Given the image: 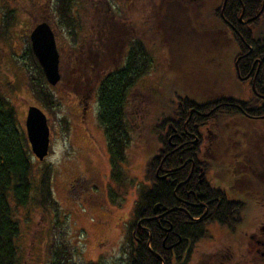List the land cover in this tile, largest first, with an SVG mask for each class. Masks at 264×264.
<instances>
[{
    "label": "rangeland",
    "instance_id": "obj_1",
    "mask_svg": "<svg viewBox=\"0 0 264 264\" xmlns=\"http://www.w3.org/2000/svg\"><path fill=\"white\" fill-rule=\"evenodd\" d=\"M103 1L100 0V12H98L99 9H95L91 17H85L88 30L91 28L95 32L100 30V34L95 33L86 49L88 55L86 60L88 61L90 57L91 67L100 63V76L102 70H109L113 66L112 59H103L102 49L111 47L105 44L110 43L113 46L115 41L113 38L117 31L116 29L112 32V38H104L105 25L112 27L114 24L112 17L106 18L103 14L104 9H107V3L115 7L124 6L130 12L129 15H132L131 11H136L137 8L143 11L146 8V0H139V6L138 3L133 5L135 0H105L107 3ZM152 1L156 5V10H159L157 17L155 16L158 25L154 28L162 34L154 41L155 47L152 43L153 49L148 52L152 62L145 70L146 78L140 80L136 88L132 90L140 110L138 113L131 110L128 115L132 118V127L130 126L132 140L126 151L127 161L124 164L127 174L125 189L128 190V194L122 198L113 195V190L117 187L110 179L111 163L106 147L107 137L98 120L99 109L96 97L98 76L92 74L89 79V74L87 75L82 68L78 67L82 63L71 61L74 59L71 55L74 54L72 47L75 46V42H72L73 36L61 28L60 20L54 14L53 5L57 0H0V27L5 5L7 7L9 5L18 12L12 15H16L18 20L11 33L9 35L4 33V38H0V89L17 110L23 130L26 131L24 121L27 115L26 110L31 106L40 108L46 114L51 129V148L46 162H38L33 156L34 176L38 177V170L44 163L53 167L52 188L58 207L48 206L46 209H41L31 202L25 207L17 206L16 218L21 227L18 245L25 264H52L48 246L63 237L72 251L76 264L97 261L103 264H123L127 257L123 248L128 236L127 227L132 208L141 187L146 184L144 167L149 160L147 156L152 155L158 148L155 144L156 139H141L139 132V129H143L147 136L148 124L157 121L160 117V110L155 108L154 103L151 107L149 106L148 111L141 107V104L144 107L150 104L149 97L144 96L143 93L152 95L153 99L157 100L158 94H154L157 93V89L178 88L179 81L175 77L179 74H184L185 76L182 77L188 78L189 81H191L190 78H197L195 75L206 78L204 74L188 69L190 65H194L191 59L204 64V68L217 72L222 66L225 68L224 57H228L230 55L228 53L232 51V46L226 47L230 42L225 40L226 37L221 36L220 32L213 33L209 28L204 27L205 18L214 10L213 1L193 0L189 4V10L186 7L180 10L173 9L167 20L164 19L163 0ZM88 3L98 4L92 0H76L74 14L82 11V5H88ZM134 7L136 8L133 9ZM203 12H206L204 17ZM211 17L214 18L212 15ZM41 21L51 22L50 27L55 33L61 57L59 68L62 79L57 86H49L50 93L56 99L55 106L49 109L43 107L34 98L30 84L37 72L27 56L31 32L42 23ZM192 23L197 27L192 26ZM121 34H123L122 31L118 33L119 38ZM125 36L130 38L128 34ZM163 41L165 43H162ZM99 49L100 57L97 53ZM211 58L217 60L214 61ZM86 66L90 69L88 64ZM198 67L199 65L196 66ZM191 85L187 87L189 90L193 88L190 92L198 94L200 86L196 84L193 86V82ZM89 93L93 96L90 100L92 120H94L91 130L93 141L80 129L75 115L76 99ZM168 95L173 96L174 93L170 91ZM236 173L234 178L246 175L243 170H238ZM249 179L254 180L251 177Z\"/></svg>",
    "mask_w": 264,
    "mask_h": 264
},
{
    "label": "flooded vegetation",
    "instance_id": "obj_2",
    "mask_svg": "<svg viewBox=\"0 0 264 264\" xmlns=\"http://www.w3.org/2000/svg\"><path fill=\"white\" fill-rule=\"evenodd\" d=\"M192 1L163 0L164 19L170 17L173 9L180 10L186 7L189 10ZM211 1L214 10L210 14L214 18L209 16L205 18L204 27L209 28L213 33L220 32L219 34L230 42L226 47L232 46V51L228 53L230 54L228 57H224L225 68L222 66L217 72L204 68V64L191 59L194 65H190L188 69L193 70L192 72L198 71L199 74L207 76L206 78L195 75L197 78H190L189 81L188 78L182 77L185 76L184 74H179L175 77L179 81L176 90L167 87L157 89V93H154L158 94L157 100H154L152 95L143 93L144 96L149 97L150 104L145 105L146 107L141 104V107L148 111L149 106L154 103L155 108L160 110V117L157 121L148 124L147 136L143 129H139L141 139H156L155 144L158 148L147 157L159 158L154 177L170 186L176 185L173 194L177 199L163 208L157 204L159 208L156 210V206L154 207L156 216L149 220L160 218L166 224H170L169 229H165L163 240V264H264V187H262L264 185V58L253 59L252 55L256 47L248 44L244 39H242L243 45L239 44L233 34L239 29H250L251 32L256 33L264 29V0L260 4L261 9L257 6L251 9L253 3L258 5L256 1L247 3L250 10L246 18V6L243 0H238L243 3L238 21H231L230 15L233 14V9L229 6L231 8L229 11L227 7L230 2L234 4L235 0ZM138 2L139 0H135L132 3L135 6ZM104 3L107 1L104 0ZM118 9L121 10L119 7L114 10ZM107 11L112 12L108 3ZM142 11L143 9L139 10V8L131 11L134 23L131 20V29L127 32L134 44L137 43L136 32H143L141 34L148 40L144 41L145 48L141 50L145 55L141 57L151 59L148 52L153 49L149 40L153 22L152 0H146V8ZM257 11V15H253ZM205 15L206 12H203V17ZM193 25L196 26L192 23ZM119 29L121 30V26ZM115 34L118 40L114 41L112 47L102 50L103 59H112L111 63L115 69H118L125 64L126 53L131 50L136 54V50L135 47L129 46V38L121 41L118 34ZM241 36L243 37L244 34ZM235 55L237 57L234 66L227 65L226 60L232 59ZM246 62L248 66L250 65L248 72L245 71ZM198 65L199 67L196 68ZM240 68H243V73ZM146 76L143 75L142 79ZM192 82L193 86L194 84L200 86L198 94L190 92L193 90L192 87L190 90L187 88L192 86ZM170 91L174 93L173 96L168 95ZM92 97L91 93L84 97H76L75 103V115L78 121L76 122L91 141H93L91 130L94 121L90 102ZM184 100L188 101L187 104H183ZM174 101L180 103L177 106L178 114L168 121L165 117L173 111ZM126 106V119L132 127V118L128 115L131 110L136 113L140 110L133 92L130 93ZM142 121L145 123L144 120ZM129 134L131 136L130 131ZM130 136H128L129 145L132 140ZM106 147L110 161L107 138ZM238 170L245 171L246 175L234 178ZM179 173L186 175V178L182 179L181 175L178 177ZM250 177L255 181L250 180ZM189 181H192L193 189L188 190L187 194L179 193L178 190L185 188ZM217 189L220 190L219 195L223 199H216ZM191 194L194 198L190 196ZM214 200L219 204L235 205L242 209L240 222L232 226L227 225V219L221 221L211 219L209 213L210 208L214 206ZM197 208L203 209V213L196 217L191 211ZM159 212L161 213L158 215ZM180 214L186 215L185 219L187 218L190 223H195L194 227L200 223L207 224L205 237L196 236L194 242L186 243L185 246V237L175 232L173 224L170 223L173 217H181Z\"/></svg>",
    "mask_w": 264,
    "mask_h": 264
},
{
    "label": "trees",
    "instance_id": "obj_3",
    "mask_svg": "<svg viewBox=\"0 0 264 264\" xmlns=\"http://www.w3.org/2000/svg\"><path fill=\"white\" fill-rule=\"evenodd\" d=\"M92 1L97 2L98 4H83L81 8L83 10L78 12V14H74L76 12V0H57L55 5H53L55 10L54 14L59 18L61 28L67 30V32L73 36L72 42H75V46L72 47L74 54L71 56L74 59L71 61H76V63L78 61L81 62L82 64L78 67L82 68V71L87 75L89 74L88 78L92 74H97L98 76L96 82V97L98 99L99 109L98 120L107 137L111 163L110 179L115 182L117 187L114 189L113 194L124 198V196L128 194V190L125 189V185H127V174L125 172L124 164L127 161L126 151L130 141L128 137L130 136V125L126 119V105L128 104L132 89L138 85L142 76L145 75L146 66L149 67L152 61L150 58L147 59L146 57H141L145 55L141 49L145 48L144 41L148 39L141 34L143 32L137 31V36L135 37L137 40L136 44H134L131 41V38H129V46L131 48L135 47L136 54L129 50L126 53L127 60L125 64H122L118 69H115L114 66H112L109 70H102L100 76V63L98 62L99 64H96L95 67L92 68L90 57L88 58V61L86 60V56H88L86 50L89 47L88 44L93 40L95 33L100 34V30L95 32L93 28L90 30L87 29L85 17H91V13L95 9H99L98 12H100L101 8L100 0ZM252 1H256L258 5ZM262 1L263 0H243L244 5L246 6L245 18L248 16L250 10L247 3H253V7L251 8L253 9L254 6L260 8ZM243 3L241 4L238 0H235L234 4L230 2L227 5L229 11L231 8L233 9V14L230 15L231 21H238V15L241 13ZM153 5H155V3L152 1V28H154L155 25H158V20H156L155 16L157 17L159 11L156 10V5L154 8ZM110 6L112 12L109 13L107 9H104L103 14L106 18L107 16L112 17L114 24L112 27H107L105 25L106 28L104 27L103 32L104 38H112V32L117 29L115 33L118 34L119 32L121 33V31L123 32L119 39H121V41L127 40L128 38H126L125 35L129 33L127 30L129 31L131 29L130 22L132 20L134 23V17L133 15H129L130 12L126 10L124 6H122V8L121 6H118L121 10H114L116 8L115 5L110 4ZM4 8L5 13L3 14V18H1L2 26L0 27L1 39L4 33L7 35L11 33L13 26L16 25L18 20L16 15L12 16L18 14L16 10L12 9L9 5L8 7L5 5ZM258 11L253 15H257ZM224 15L226 18L227 10ZM209 16L211 17V14ZM50 21L48 23L49 26L51 24ZM133 23H131V26ZM120 26L121 30L119 29ZM157 31L158 30L154 28L149 35V40L154 43V47L156 43L154 41L162 34ZM233 34L234 39L239 44L242 43V39H244L248 44L256 47L255 52H253L252 55L253 59L264 58V29H260L259 33L251 32L250 29H239L238 32L234 31ZM243 34L244 36L242 37L241 35ZM113 39L118 40L116 34ZM105 45H110L112 47V44L110 43ZM97 53L100 57V49ZM27 56L37 72L36 75L33 76L30 84L35 100L40 102L43 107L47 109L54 107L56 99H54L55 97L50 93V85L45 79L42 68L33 54L31 42L27 50ZM236 57L237 55L233 56L232 59H228L227 65L230 64L229 66H234ZM254 61L255 60H253V62ZM242 63H240V65H242ZM87 64L90 66V69L86 66ZM249 67L250 65L248 66V63L246 62V72L250 70ZM242 69L243 68H240V71L243 73L244 71H242ZM235 77L237 78V76ZM173 89L176 90V88ZM174 102L173 111L165 117L168 121L169 118L173 119L178 114L177 106L180 103L177 101ZM187 102V100H184L183 104H187ZM33 156L26 131L20 126L17 110L0 89V264H25L20 246L18 245L21 227L16 218L17 206L25 207L31 202L41 209H46L48 206L53 208L58 207L53 196V167L44 163L42 168L38 170V177H35V163ZM158 161L159 158L152 157L145 163L144 178L146 184L141 187L138 193V200L135 202L131 219L128 223V236H126V243L123 248L127 257L124 259L123 264H163V240L165 238V229H169L170 224H166L160 218L154 220L149 219L156 216L154 207L157 204H160V207L163 208L164 206H169L172 202L177 201V199L173 194L176 185L170 186L154 177V170L158 167ZM180 175L181 174L179 173L178 177ZM181 178H186V175H181ZM185 186V188L182 187V189H179L178 192L187 194L188 190L193 189L192 181H189ZM134 189H136V187H134ZM217 190L216 199H223L219 195L220 190ZM208 192L209 191H207V193ZM190 196L194 198L192 194ZM214 201V206L210 208L209 213L211 219L219 221L227 219V225L232 226L240 222V212L242 209H239L235 205H226L225 203L219 204L217 200ZM191 212L197 217L203 213V209H192ZM160 213L161 212H159L158 215ZM180 216L181 217H173L172 220H170V223L173 224L175 232L180 233L185 237V246L186 243L191 244L194 242L193 240L196 236L205 237L204 235L207 233V224L204 225L203 223H200L197 227H194L193 225H195V223L187 221V218L185 219L186 215L180 214ZM140 221L142 222L139 225ZM140 227L142 229H140ZM48 251L52 257V264H76L73 259L72 251H70V247L65 242L64 237L54 243H50ZM186 256H183V258H186ZM89 264L103 263L97 261Z\"/></svg>",
    "mask_w": 264,
    "mask_h": 264
},
{
    "label": "water",
    "instance_id": "obj_4",
    "mask_svg": "<svg viewBox=\"0 0 264 264\" xmlns=\"http://www.w3.org/2000/svg\"><path fill=\"white\" fill-rule=\"evenodd\" d=\"M31 46L45 79L52 87L57 86L62 77L60 73V53L55 33L47 22L37 25L31 33ZM25 120L27 139L33 155L41 162L48 155L51 145V130L46 114L38 107L27 110ZM156 210L159 206L155 207Z\"/></svg>",
    "mask_w": 264,
    "mask_h": 264
}]
</instances>
